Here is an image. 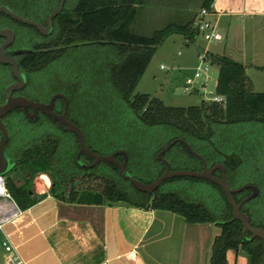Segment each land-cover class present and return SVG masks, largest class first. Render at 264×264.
Instances as JSON below:
<instances>
[{
	"label": "trees",
	"instance_id": "16d2710c",
	"mask_svg": "<svg viewBox=\"0 0 264 264\" xmlns=\"http://www.w3.org/2000/svg\"><path fill=\"white\" fill-rule=\"evenodd\" d=\"M213 1L203 0L202 8L212 11ZM43 3L40 12L41 5L35 0H0V5L45 24L59 0ZM68 3L65 0L63 10L53 19L54 29L49 35L0 14V27L15 33L14 51H23L16 58L20 71L27 76L28 97L49 101L53 94L63 93L69 100L70 119L83 131L87 146L103 155L126 152L128 171L145 183L166 169L159 152L173 140H185L205 158L208 168L217 163L225 166L230 187H258L257 196L245 202L241 211L248 213L253 226L264 229V92L252 90L243 63L227 55L209 54L218 72L216 92L225 97V104L203 100L197 106L166 105L159 98L134 90L156 49L169 35L177 33L189 42L195 40L193 19L169 23L144 35L130 30L142 0H73L70 7ZM91 46L101 58L89 66L85 49ZM63 64H67L66 70ZM46 70L54 72V79L49 81L56 82L47 90L39 80ZM2 75L5 81L0 86V105L4 89L15 81L10 65L0 63ZM58 99L61 111L63 100ZM3 120L9 133L6 151L15 162L13 170L23 173L22 182L17 184L5 176V184L20 210L39 200L31 190L32 182L37 174L47 173L53 182L40 198L51 194L78 204L125 203L167 210L189 223H213L219 231L208 264H226L228 250L244 252L249 264H264V242L260 238L248 240L250 233L243 234L242 223L232 219L225 193L212 181L172 177L154 192H142L123 178L113 163L90 167L93 159L86 154L78 161L76 135L62 130L53 118L42 115L30 119L16 108ZM163 158L171 170L200 171L203 165L181 141L167 149ZM117 159L123 161L124 155H117ZM214 174L221 176V171L216 169ZM93 180L100 183L85 185ZM251 191L246 188L233 197L238 203Z\"/></svg>",
	"mask_w": 264,
	"mask_h": 264
},
{
	"label": "crops",
	"instance_id": "0c3cea01",
	"mask_svg": "<svg viewBox=\"0 0 264 264\" xmlns=\"http://www.w3.org/2000/svg\"><path fill=\"white\" fill-rule=\"evenodd\" d=\"M212 12L216 21L227 13L236 17L264 15V0H214ZM238 32L244 44L246 29L241 26ZM227 56L243 63L244 46L235 47ZM42 194L5 226V235L23 264L209 262L218 232L213 223H189L167 210H147L125 203H70L51 194L40 198ZM3 240L4 234H0L2 257ZM226 257V264H249L242 251L228 250Z\"/></svg>",
	"mask_w": 264,
	"mask_h": 264
},
{
	"label": "rangeland",
	"instance_id": "374dc122",
	"mask_svg": "<svg viewBox=\"0 0 264 264\" xmlns=\"http://www.w3.org/2000/svg\"><path fill=\"white\" fill-rule=\"evenodd\" d=\"M72 2L73 0H69L66 6L70 7ZM35 3L38 6L41 5L38 10L41 12L45 7L43 0H35ZM202 3L203 0H142V3L137 7V14L130 25V30L139 34L151 35L155 30L169 23L185 22L191 19L194 21L196 14L202 8ZM241 26H244L247 32L244 44L239 39L238 30ZM217 31L221 34L222 39L211 42L204 40L202 36H198L193 42L186 43L184 36L181 34L169 35L151 57L134 93L149 94L152 97L159 98L169 106L188 107L200 105L203 100L211 97L212 94L204 92L202 89H199V91H183L186 77L192 73L193 67L198 63L197 54L208 50V54L228 55L232 54L235 47L241 45L244 46L245 58L243 65L245 75L251 84V88L257 92H264V15L239 14L236 17L227 13L219 17ZM237 34L239 35L236 38ZM92 47L85 49L89 54L87 59L89 66L93 61H98L101 58L100 53L92 50ZM63 65L66 70L67 64ZM210 73L214 79H217L218 72L214 65H211ZM41 74L39 80L43 84L42 89H48L50 86L56 85V82L49 81L51 78L54 79V72L46 70ZM4 81L5 77L0 76V86ZM206 85V91L214 90L213 80L208 81ZM8 176L17 184L23 181V173L18 169L11 170L6 175V177ZM90 183H85V185L92 187L93 183L98 184L100 182L99 180H93ZM50 186L49 174H37L33 179L31 190L34 195L42 194L48 192ZM4 260V256H0V263L5 264Z\"/></svg>",
	"mask_w": 264,
	"mask_h": 264
},
{
	"label": "water",
	"instance_id": "95a60500",
	"mask_svg": "<svg viewBox=\"0 0 264 264\" xmlns=\"http://www.w3.org/2000/svg\"><path fill=\"white\" fill-rule=\"evenodd\" d=\"M64 4H65V0H59L57 6L48 14L45 25L35 20H31L19 15L7 5H0V14L5 13L9 15L11 18L18 20L24 24L35 26L43 35H49L52 33L54 29L53 19L63 10ZM0 37L4 38L3 42L0 44V63L10 65L11 73L15 78V81L8 84L4 89V93H3L4 102L0 105V175L6 176L11 170H13L15 166V162L11 160V158L9 157L6 151L9 133H8L7 125L3 120V117L8 112L16 108H22L30 119H35L39 111H42L43 113L47 114L49 117L56 120L59 127L62 130L76 135L79 144V149L76 155L78 161H80L81 154H86L93 159L91 164H89L90 167H93L100 162L113 163L119 168L122 177L125 178L127 181H129L136 189L142 192H147V193L154 192L156 189H158L161 186V184L166 179L172 177H181V176L204 178L219 185L222 188L223 192L225 193L229 201V204L231 205L232 219L238 220L242 223L243 234L249 232L250 236L247 237L248 240H252L254 238H260L264 242V229L261 227L253 226L250 223L248 213L241 211V206L245 202L257 196L259 192L257 186L251 184H245L238 188L230 187L226 176L225 166L222 163H217L213 167L208 168L205 158L199 153H196L189 145V143H187L183 139H176L171 141L159 152L158 156L161 160L165 162L166 169L158 178L153 180L151 183H145L135 178L127 169L126 152L119 150L111 154L103 155V154L95 153L87 146L84 139V133L81 130V128L67 117L68 100L63 93L53 94L48 102L34 101L23 95H17V96L13 95L15 91H19L22 88H24L27 82V76L25 75V73L20 71L18 60L16 58V54L23 51L19 50V51H14L12 53L6 51V49L14 42L15 39V33L11 28L0 27ZM58 98H63L65 102V109L60 114L55 112L53 109L55 101ZM30 108H32V110H30ZM177 141L183 142L191 153L195 154L197 157H199L202 160L203 165L200 171L171 170L170 164L165 158H163V154ZM119 154L124 155L123 161L117 159V155ZM216 169H219L221 171V176H217L214 174ZM246 188H251L252 189L251 193L237 203L233 197V194L235 192L242 191Z\"/></svg>",
	"mask_w": 264,
	"mask_h": 264
},
{
	"label": "built area",
	"instance_id": "2783aa9c",
	"mask_svg": "<svg viewBox=\"0 0 264 264\" xmlns=\"http://www.w3.org/2000/svg\"><path fill=\"white\" fill-rule=\"evenodd\" d=\"M212 14L213 12L206 8H201L196 14L194 19V26L196 28L195 38L202 36L208 42L222 39L221 34L217 31V21L211 17ZM185 42L189 43V40L185 39ZM178 53L180 54V52ZM197 57L198 63L193 67L192 73L186 77L183 91H199V89H202L204 92L212 94L211 97L205 99L206 101L225 104V97L216 92L218 80L214 79L210 73L212 63L209 60L208 50L199 52ZM211 80L214 82V90L206 91V84ZM19 211L20 209L7 190L5 176L0 175V234H4L2 245L5 252L4 259L7 264H23L21 257L14 251L13 245L5 235L6 224L13 220Z\"/></svg>",
	"mask_w": 264,
	"mask_h": 264
},
{
	"label": "flooded vegetation",
	"instance_id": "af4514ba",
	"mask_svg": "<svg viewBox=\"0 0 264 264\" xmlns=\"http://www.w3.org/2000/svg\"><path fill=\"white\" fill-rule=\"evenodd\" d=\"M45 25V24H44ZM3 40H4V38H2L1 39V42H0V44L3 42ZM15 40V39H14ZM14 50H16L15 48H14V45H13V43L6 49V51L7 52H10V53H12V52H14ZM28 82V81H27ZM27 82H26V85L24 86V88H22L21 90H19V91H15L14 93H13V95H15V96H17V95H23V96H26L27 98H29L28 97V95L26 94V86H27ZM12 83V82H11ZM29 99H31V100H33L32 98H29ZM58 100L59 99H57L56 101H55V104H54V111L55 112H57V113H62L63 111H64V109H65V102H64V100H63V98H62V100H63V108H62V110L60 111V106H59V104H60V102H58ZM68 100V99H67ZM34 101H37V100H34ZM41 102H48V101H41ZM68 109H67V117L70 119V116H69V100H68V107H67ZM22 109V108H21ZM13 110H15V109H13ZM23 110V109H22ZM30 110H32V108H30ZM11 112V111H10ZM23 112H24V110H23ZM9 113V112H8ZM7 113V114H8ZM25 113V112H24ZM6 114V115H7ZM5 115V116H6ZM25 115H26V113H25ZM42 115H44V116H48L47 114H45V113H43L42 111H39V113H38V115H37V117L35 118V119H37L39 116H42ZM27 116V115H26ZM71 120V119H70ZM72 121V120H71ZM49 178H50V181H51V185H52V178H51V176L49 175Z\"/></svg>",
	"mask_w": 264,
	"mask_h": 264
},
{
	"label": "bare ground",
	"instance_id": "6f19581e",
	"mask_svg": "<svg viewBox=\"0 0 264 264\" xmlns=\"http://www.w3.org/2000/svg\"><path fill=\"white\" fill-rule=\"evenodd\" d=\"M49 181V180H48Z\"/></svg>",
	"mask_w": 264,
	"mask_h": 264
}]
</instances>
